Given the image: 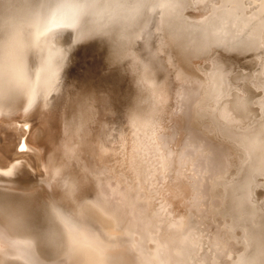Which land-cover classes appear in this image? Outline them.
<instances>
[{
	"label": "bare ground",
	"instance_id": "bare-ground-1",
	"mask_svg": "<svg viewBox=\"0 0 264 264\" xmlns=\"http://www.w3.org/2000/svg\"><path fill=\"white\" fill-rule=\"evenodd\" d=\"M1 2L0 120L22 117L54 90L67 57L55 35L131 45L136 94L122 144L127 179L108 175L125 195L136 184L139 198L132 210L125 197L114 204L128 208L129 218L137 212L125 221L132 227L119 231L118 210L102 201L77 206V222L62 208L60 188L0 181V264H264V0H85L95 9L59 19L47 16L56 0ZM217 49L262 52L251 80L261 97L232 84ZM184 167L192 186L178 182ZM168 171L176 181L165 180ZM195 208L218 229L210 251L191 225Z\"/></svg>",
	"mask_w": 264,
	"mask_h": 264
},
{
	"label": "rangeland",
	"instance_id": "rangeland-1",
	"mask_svg": "<svg viewBox=\"0 0 264 264\" xmlns=\"http://www.w3.org/2000/svg\"><path fill=\"white\" fill-rule=\"evenodd\" d=\"M191 13L197 12L191 10ZM53 40L63 47L69 44L71 46L72 33L64 32L55 35ZM148 45L150 46L146 49V53L151 55L155 42L150 40ZM143 52L146 56L145 51ZM216 58L227 66L231 65L234 69L244 70L246 69L245 63L251 57L221 55ZM103 61V51L96 46L95 42L74 45L67 54L66 64L58 75V83L55 84L52 93L40 96L38 101H34L31 107L24 111L22 117L8 121L0 120V169L2 170H0V177H2L0 181L12 182L15 179V184L18 186L19 184L22 186L42 185L48 188L50 193L52 187L60 188L61 198L58 199L62 203L61 206L64 210L72 212L77 222H79V215L75 213V208L81 203L90 204L99 200L108 210L112 211V208L117 207L115 205L122 204L121 197H125L132 210L131 202L134 206L139 198L137 192L133 190L136 184L131 183L133 187L129 191L130 194L125 195L117 181L110 177L111 175L121 176L125 172L123 169V135L127 132V117L136 94L135 85L131 81L133 72L127 64L121 70L106 68ZM172 83L175 86L173 81ZM115 93L118 95L116 96ZM21 141H24L28 151L18 150ZM188 167L183 168L182 173H186L185 178L181 179L180 174H177L176 178H180L178 182L185 181L183 183L192 186L195 181ZM3 168L7 173L3 172ZM126 175L124 174L123 177ZM167 178L174 180L173 172L168 171L165 180ZM116 190L121 195L114 194L113 197L112 193ZM116 209L121 218H119L121 224H117L119 231H123L126 226L132 227L130 224L125 225L129 216L128 208ZM132 213L133 218L128 217L131 222L137 218L136 209ZM189 219L190 222L195 221L190 224L197 227L207 240L203 250L210 251L207 242L209 238L216 235L218 229L209 224L206 213L200 209L191 210ZM211 230L213 233H210Z\"/></svg>",
	"mask_w": 264,
	"mask_h": 264
},
{
	"label": "water",
	"instance_id": "water-1",
	"mask_svg": "<svg viewBox=\"0 0 264 264\" xmlns=\"http://www.w3.org/2000/svg\"><path fill=\"white\" fill-rule=\"evenodd\" d=\"M0 0V4L2 3ZM190 14L191 10H189ZM96 43V46L103 51V64L106 68H117L120 69L125 65H129V59L128 57V49H130V46H127L126 42L123 41H111V39H107L103 36H94V37H89L86 38L82 41L79 42H73L70 46H65L64 48L67 51V54H69V51L71 48H73L74 45L80 44V43ZM217 54L216 56H221V55H233L236 57H247L250 56V60H248L245 65L246 69L244 70H237L234 69L231 65L227 66L224 63L220 64L226 69L228 72V76L230 77V80L232 84L236 87H239V89H242L243 92L250 94L254 100L258 99L261 97V92L257 90L252 84L251 80L257 76L258 72V66L260 64L259 57H261L263 54L261 51H240V50H231V51H226L222 49H217L213 52V54ZM210 56H212L210 54ZM208 66V63H206V67ZM130 67V66H129ZM131 81L134 84L133 80V75L131 76ZM258 116V114H257ZM260 117H257L256 119H259ZM264 122V118L262 119ZM263 195V189H259L257 191V198L262 199ZM260 201V200H259ZM263 201V200H262ZM260 201V202H262ZM31 220H34L33 223H36L38 221L37 217H33Z\"/></svg>",
	"mask_w": 264,
	"mask_h": 264
},
{
	"label": "clouds",
	"instance_id": "clouds-1",
	"mask_svg": "<svg viewBox=\"0 0 264 264\" xmlns=\"http://www.w3.org/2000/svg\"><path fill=\"white\" fill-rule=\"evenodd\" d=\"M96 5L87 3L85 0H56L48 9V18L81 16L95 9Z\"/></svg>",
	"mask_w": 264,
	"mask_h": 264
},
{
	"label": "snow or ice",
	"instance_id": "snow-or-ice-1",
	"mask_svg": "<svg viewBox=\"0 0 264 264\" xmlns=\"http://www.w3.org/2000/svg\"><path fill=\"white\" fill-rule=\"evenodd\" d=\"M19 151H25V150H27L26 148H25V144H24V141H21V143H20V146H19V149H18Z\"/></svg>",
	"mask_w": 264,
	"mask_h": 264
}]
</instances>
